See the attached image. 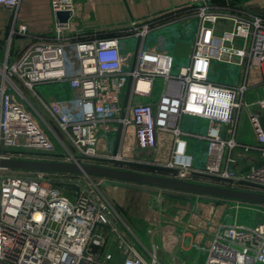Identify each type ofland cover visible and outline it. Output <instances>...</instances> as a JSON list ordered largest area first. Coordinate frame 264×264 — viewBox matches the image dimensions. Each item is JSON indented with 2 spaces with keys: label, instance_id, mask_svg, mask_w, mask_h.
<instances>
[{
  "label": "built area",
  "instance_id": "built-area-1",
  "mask_svg": "<svg viewBox=\"0 0 264 264\" xmlns=\"http://www.w3.org/2000/svg\"><path fill=\"white\" fill-rule=\"evenodd\" d=\"M19 2L0 0L12 13L8 42L27 35L26 25L16 18ZM196 2L200 5L193 15L198 25L190 39V59L172 72L171 53H151L143 44L149 23L133 20L121 34L73 40L69 21L73 0H51L54 14L69 12L65 23L55 18L52 39L32 38L11 60L9 46L5 51L0 67V157L110 163L114 156L98 150V139L109 133L116 137L121 126L120 145L132 124L136 146L142 150L156 147L157 133L171 134L168 160L151 164L166 168V175L264 193V131L258 120L264 113V97L249 106L243 101L248 71L254 65L264 69V16L190 0ZM220 20L228 26L219 32ZM69 47L72 59L67 57ZM213 62L240 67L242 80L214 81ZM156 79L160 82L156 100H145L153 95ZM139 82L146 87H138ZM49 84L56 87L55 97L48 93ZM261 84L264 88V78ZM66 90L71 97L64 95ZM24 91L37 97L58 135L39 114L46 129L38 123ZM243 106L255 133L250 142L235 139ZM184 115L206 120L207 127L185 130L180 124ZM187 136L205 143L201 165L187 153ZM250 152L257 158L246 168L238 167L237 157ZM115 158L123 160L119 153ZM107 180L114 179L0 168V264H156L155 255L145 258L117 227L119 214L100 188ZM231 201L235 215L241 209L264 214V205ZM111 233L113 246L125 253L119 263L113 261V248H107ZM203 264H264V220L246 224L225 214Z\"/></svg>",
  "mask_w": 264,
  "mask_h": 264
},
{
  "label": "crops",
  "instance_id": "crops-1",
  "mask_svg": "<svg viewBox=\"0 0 264 264\" xmlns=\"http://www.w3.org/2000/svg\"><path fill=\"white\" fill-rule=\"evenodd\" d=\"M202 1L211 8L239 7L250 13L264 16V0ZM50 2L51 0H20L16 18L18 22L26 25L27 35L15 36L10 42H8V36L13 21L12 13L0 5V67L3 65L5 51L8 46L9 60H11L32 38L52 39L55 14L51 10ZM73 3L74 11L69 20L73 40L101 37L108 34H121L129 23L135 20L147 22L151 26V33L143 41L144 46L151 53L168 52L173 56L178 53L190 59L192 53L190 39L195 35L198 25L197 17L193 13H195L200 2L191 4L190 0H73ZM186 6L189 8L184 13L163 18L164 14ZM170 25L175 27L165 29ZM223 28H226V26L218 25L219 32ZM125 40L130 42L129 36H126ZM73 54L72 47H69L67 57L72 59ZM255 66L253 67L255 77L260 78L259 82L262 86L264 69L260 65ZM239 76L237 82L242 80V76ZM55 91L54 89L53 94L50 95L51 98L56 96ZM64 95L66 97L72 96L68 90L64 92ZM156 98L157 96L152 95L145 100L154 102ZM247 123L251 133L249 134L245 130L238 135V126H236L235 139L237 141L250 142L254 140L255 133L249 117ZM180 124L188 131H203L207 127L206 120L189 115H184ZM115 138L110 133L100 137L97 141L98 150L105 153L110 144L113 143L114 146ZM186 140L187 153L193 156L196 164L201 165L204 161V141L196 140L192 136H187ZM119 146L122 151V142ZM171 148V134L167 132L157 133V145L153 149V157L163 163L168 160ZM198 151L201 152V155ZM237 158L236 165L240 168H246L250 161L257 158V154L253 152L246 153L244 156L241 155ZM132 184L129 182L122 183L118 187L111 188L109 195L104 194L111 205L115 204L123 211V217L120 212L118 213L119 219L126 230L133 233L140 240V246L138 245L137 249L143 256L148 259L151 254L155 255L156 264H203L213 234L218 224L225 217V210H222L223 212L221 210H209L208 199L203 195H198L199 197L195 200L191 199L193 203H196L194 204L196 209L198 207L199 210H189L187 208L181 210L175 208V204L172 203L176 199H173L170 195L164 196L165 193H161V191H158L159 189L156 190L153 189L154 187L149 186L139 188L135 186L141 185ZM158 200H161V205L167 206L165 211H159L153 207ZM223 201L228 202V204L232 202L229 199ZM224 202L220 203L221 206L226 204ZM170 203L174 208L169 210L168 205ZM237 218L236 220L241 222ZM137 235L143 238L144 241L139 239ZM112 250L114 263H119L125 256L124 251L115 245Z\"/></svg>",
  "mask_w": 264,
  "mask_h": 264
},
{
  "label": "rangeland",
  "instance_id": "rangeland-1",
  "mask_svg": "<svg viewBox=\"0 0 264 264\" xmlns=\"http://www.w3.org/2000/svg\"><path fill=\"white\" fill-rule=\"evenodd\" d=\"M218 25H222V26L227 27L228 22L225 20H220L218 22ZM174 27L175 26L170 25V26L166 27L165 29H173ZM151 31L152 30L149 31V34L151 33ZM188 61H189V59L187 56H185V55L182 56V55H179L178 53H175L172 72H177L179 70L180 66L186 65L188 63ZM212 65H213V67H212V71L210 73V75H211L210 77L214 81L227 84V83H234V82H237L239 80L240 67L230 65V64H225V63H218V62H213ZM253 67H256V66L255 65L252 66L249 70L250 72H249V77L247 80L248 89H247L246 94H245L244 99H243L244 104L247 106H249L250 103L256 101L257 99L264 97V88H262V86L260 85V82H259L260 78L255 77ZM49 86H50V88H49L50 91H48V93H49V95H52L53 90L56 87L54 84H49ZM159 88H160V82L158 79H156L155 84H154V90L152 93L153 96L158 95ZM24 93H25V96L29 102V107L35 108V110L37 111V114L35 113V116L38 120V123L41 126H43L44 129H46L44 127L45 126L44 121H45L47 124H49V126L53 129V131L58 135L59 133H58L56 126L54 125L53 121L43 112L42 107L40 106V103H39V100L37 99V97L33 93H31L30 91H24ZM247 111L248 110H247V108H245V106H243L240 110V118H239V121L237 124L238 135L241 131H245V130H247L249 134L251 133L250 128L247 127V125H248V123H247L248 122ZM38 114L41 117H43L44 121L41 120V117ZM189 127L192 128V126H190V125H189ZM49 136L51 137V140L54 142V144L58 145L54 135L49 133ZM112 150H113V143L110 144V146L106 148V153L111 154ZM122 151H123V153H122ZM122 151L119 148L117 153H119V156L123 160H128V161H131L134 163L148 164V165L161 163L153 157V153H154L153 149L142 150L136 146L134 126L132 124L127 126V129L124 133V137H123V141H122ZM199 153L201 155V152H199ZM250 153H252V152H250ZM253 153H255V152H253ZM255 154H257V153H255ZM100 164L112 165L110 163H105V162H102ZM115 166L128 168V169H134V170H140V171H146V172H152V173H157V174H166L160 170H157V169L155 170L153 168H149V167H146L144 165L117 164ZM13 171L17 172V173H19V172L21 173L20 170H13ZM71 179H76V181L81 182V183L86 182V180L82 177H72ZM122 183H128V182L119 181V180H112V181L107 180L106 183L100 185V188L103 191V193H105L106 195H109L111 188L118 187V186L122 185ZM124 185H128V184H124ZM132 185H134V183ZM135 187L140 188V187H146V186L141 185V186H135ZM153 189H156V190L159 189L158 191H161V193H165L164 196L170 195V196H172L173 199H176V200L172 201V203L175 204V208H179L181 210H186V208L189 210L190 209L199 210L198 207L196 209V206H194V204H196V203L192 202V200H195L196 198L199 197L196 194L174 192V191L165 190V189H161V188H155V187ZM66 195L70 198V194L66 193ZM203 197H206V199H208L207 203H209V205H210L209 210H211V209L213 211H217V210L218 211H220V210L224 211L225 210V214L231 215L234 218L238 217L237 219H239V221H241V223L253 224V223L264 220V214H262L260 211L241 209L235 215V208L232 207V202H230V204H228V202L223 201L224 199H219V198H215L212 196H206V195H203ZM168 202H169V200H168ZM221 202H224L226 204H224V206H221V204H220ZM168 206H169L168 207L169 210L174 208V206L171 203ZM113 207L116 209V211L118 213L119 212L121 213L122 217L124 216L123 211L117 205L113 204ZM153 207L159 211H165L167 206L164 204L161 205V200H158L157 202H155ZM116 225L120 230L124 231L125 238L129 242V244H132L137 248L140 240H138L133 233H130V231L128 232L126 230L124 225L121 223L120 219L117 220ZM109 236H110V239L108 240V247L107 248L112 249L113 248V242L111 240V237L115 239V234L111 233ZM137 236L139 237V239L144 241V239L140 238L139 235H137Z\"/></svg>",
  "mask_w": 264,
  "mask_h": 264
},
{
  "label": "water",
  "instance_id": "water-1",
  "mask_svg": "<svg viewBox=\"0 0 264 264\" xmlns=\"http://www.w3.org/2000/svg\"><path fill=\"white\" fill-rule=\"evenodd\" d=\"M55 18L58 20L59 23H65L69 18V12L56 11ZM128 90L129 83L126 88V93L128 92ZM258 120L262 131H264V113L259 115ZM120 133L121 126H119L118 128L115 143L112 150V155L114 157L108 159L112 165H103L97 163L77 164L72 162L0 157V168L20 170L26 172H46L101 177L144 186L161 188L174 192L206 195L219 199L239 200L264 205V193L258 191H251L242 188H233L214 183H207L203 181L179 179L166 174H157L152 172L117 167L115 166L117 164L144 165L153 169L155 168L166 170V168L162 166L134 163L128 160H120L115 158L119 149ZM93 250H95V247L93 248Z\"/></svg>",
  "mask_w": 264,
  "mask_h": 264
},
{
  "label": "trees",
  "instance_id": "trees-1",
  "mask_svg": "<svg viewBox=\"0 0 264 264\" xmlns=\"http://www.w3.org/2000/svg\"><path fill=\"white\" fill-rule=\"evenodd\" d=\"M189 7L188 6H186V7H181V8H179V9H176L175 11H171L170 13H167V14H164L163 15V18H168V17H170V16H175V15H179V14H182V13H184L185 11H186V9H188ZM118 34H120V33H117L116 35H118ZM105 36H114L113 34H108V35H105ZM105 36H101V37H105ZM155 169V168H154ZM156 170V169H155ZM157 170H160V171H162V172H164L165 173V171L164 170H162V169H157ZM24 172V171H23ZM26 172V171H25ZM72 175V174H71ZM74 176H79V175H74ZM96 178V177H95Z\"/></svg>",
  "mask_w": 264,
  "mask_h": 264
},
{
  "label": "bare ground",
  "instance_id": "bare-ground-1",
  "mask_svg": "<svg viewBox=\"0 0 264 264\" xmlns=\"http://www.w3.org/2000/svg\"><path fill=\"white\" fill-rule=\"evenodd\" d=\"M138 87H140V88H145L146 85H145V83H143V82H139V83H138Z\"/></svg>",
  "mask_w": 264,
  "mask_h": 264
}]
</instances>
